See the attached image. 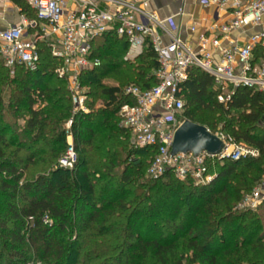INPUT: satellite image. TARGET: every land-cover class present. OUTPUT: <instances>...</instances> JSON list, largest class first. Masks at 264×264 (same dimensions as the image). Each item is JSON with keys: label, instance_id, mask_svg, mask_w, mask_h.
<instances>
[{"label": "trees", "instance_id": "1", "mask_svg": "<svg viewBox=\"0 0 264 264\" xmlns=\"http://www.w3.org/2000/svg\"><path fill=\"white\" fill-rule=\"evenodd\" d=\"M10 1L35 19L23 0ZM36 47L34 72L18 66L11 74L0 58V264H258L260 256L264 264V203L253 212L235 210L264 172V92L240 87L223 105L212 78L190 69L180 120L214 133L218 117L224 132L259 156L215 162L209 169L216 178L207 185L171 174L147 178L155 149L134 148L117 113L130 103L121 89L155 86L158 64L149 45L125 62L127 40L107 33L92 44L100 66L80 78L91 111L73 120L77 163L54 168L66 150L72 107L54 74L59 62L45 43ZM95 101L102 103L97 109Z\"/></svg>", "mask_w": 264, "mask_h": 264}, {"label": "built area", "instance_id": "2", "mask_svg": "<svg viewBox=\"0 0 264 264\" xmlns=\"http://www.w3.org/2000/svg\"><path fill=\"white\" fill-rule=\"evenodd\" d=\"M25 2L36 17L30 22L0 29V58L11 74L18 66L34 72L39 65L36 43L40 41L59 62L54 74L65 82L72 108L71 117L65 123L67 147L57 160V168L72 170L77 163L73 120L79 114L89 113V90L80 78L82 73L100 66V61L93 57L92 44L107 33L127 40L125 62L135 61L149 45L158 64L154 73L155 86L141 90L135 85H127L121 89L130 103L122 104L117 113L119 127L130 132L134 148L155 149L146 170L148 178L161 179L171 174L179 181L190 179L196 185H207L216 178L209 169L215 162H237L259 156L256 149L236 142L228 135L213 134L222 143L217 154L173 155L171 146L175 131L184 121L180 120L184 109L182 85L190 69L197 68L212 78L217 101L223 105L228 104L240 87L264 92V0H205V5L228 12L230 19L214 23L211 30L216 34L212 37L200 35L199 51H194L176 35L170 18L160 20L140 8L145 0ZM248 27H259L260 30L249 37L245 46L219 48L220 34ZM28 29L33 30L32 35H28ZM207 44L213 49L219 48L216 57L206 49ZM263 203L264 172L255 185L242 194L235 210L253 212ZM43 220L45 224H52L48 216Z\"/></svg>", "mask_w": 264, "mask_h": 264}, {"label": "crops", "instance_id": "3", "mask_svg": "<svg viewBox=\"0 0 264 264\" xmlns=\"http://www.w3.org/2000/svg\"><path fill=\"white\" fill-rule=\"evenodd\" d=\"M23 1L25 2V0ZM204 1L205 0H145L144 3L140 4V8L148 14L156 16L160 20L170 18L175 26L176 35L194 51H199L200 46L197 41L200 35L212 37L216 32L211 30V26L214 23H223L230 19V14L228 12L218 10L212 6H207L204 4ZM180 11L181 14H178ZM32 20L34 19L30 21ZM30 21L27 20L25 14L20 12V8L10 0H0V29H4L9 25H17ZM191 28H194V31H190ZM259 30V27H248L231 31L226 35L220 34L221 39L219 48H230L232 46L243 47L248 43L249 37ZM28 31H30L28 35L33 34V30L28 29ZM219 48L213 49L210 44L206 45V49L211 50L214 57L217 56ZM101 105L102 103L97 106V108Z\"/></svg>", "mask_w": 264, "mask_h": 264}, {"label": "water", "instance_id": "4", "mask_svg": "<svg viewBox=\"0 0 264 264\" xmlns=\"http://www.w3.org/2000/svg\"><path fill=\"white\" fill-rule=\"evenodd\" d=\"M222 148L221 141L203 126L183 121L174 133L171 153L197 155L201 152L217 154Z\"/></svg>", "mask_w": 264, "mask_h": 264}, {"label": "rangeland", "instance_id": "5", "mask_svg": "<svg viewBox=\"0 0 264 264\" xmlns=\"http://www.w3.org/2000/svg\"><path fill=\"white\" fill-rule=\"evenodd\" d=\"M27 20H31L29 17H27ZM135 61H133V62H128V63H130V64H132V63H134ZM108 84L109 85H112V86H117V83H115L114 81H109L108 82ZM121 88V87H120ZM3 101H4V103L5 104H7V99H8V95H7V93L4 91V93H3ZM88 102H89V100H88ZM87 102V103H88ZM101 104V102H96L95 101V103L93 104V108L94 109H97V106H99ZM88 109H89V111H91L90 109H91V107H88ZM185 111V110H184ZM201 115H204V112L203 111H199L198 112V114H197V116H201ZM215 119V125H216V127L214 128V129H212V131L214 132V133H212L211 132V134H216V135H228V136H230V137H232L233 138V136H231L228 132H224V130H223V128H224V123H223V121H218L219 120V118L218 117H215L214 118ZM19 123L22 125L23 124V122L22 121H19ZM66 141V140H65ZM66 147H67V145H66ZM64 153V152H63ZM56 165V164H55ZM53 166L54 168L56 167V166ZM30 172H32V170H30V171H28L27 172V177H26V179L28 178L29 179V176H31L32 174H30ZM212 173V172H211ZM147 177V176H146ZM148 178V177H147ZM44 217L42 218V222H43V224L44 225H48V226H50L51 224L49 223V224H45V222H44ZM62 238H63V236H62ZM71 241H76V235H73V237L71 238ZM32 264H41L40 262H38V261H35V262H32ZM258 264H263V261H262V256H260L259 257V260H258Z\"/></svg>", "mask_w": 264, "mask_h": 264}]
</instances>
